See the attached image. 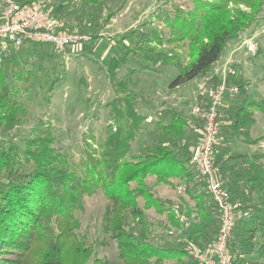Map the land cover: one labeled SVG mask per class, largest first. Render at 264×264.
Masks as SVG:
<instances>
[{"label": "trees", "instance_id": "trees-1", "mask_svg": "<svg viewBox=\"0 0 264 264\" xmlns=\"http://www.w3.org/2000/svg\"><path fill=\"white\" fill-rule=\"evenodd\" d=\"M81 1L94 6L102 0ZM263 3L264 0H192L188 9L174 5L172 10L159 11L156 17L169 30L166 41L176 45L186 43L188 47V60L169 86L205 76L219 61L226 45L256 20ZM135 32L137 29L130 33ZM149 35L138 32L137 42L122 45L143 51L141 59L146 65L155 60L156 47L149 42L163 41L156 30ZM125 38L126 34L120 35L117 42L122 43ZM45 46L51 48L47 50ZM23 47L27 48L26 53L22 52ZM23 47L0 49V264H65L67 250L75 251L74 264H110L107 259L92 255L91 248L80 242L76 233L80 228L76 212L83 208L84 195L97 186L109 201L102 216V231L116 241V256L121 264H165L167 259L198 264L184 243L173 247L150 241L152 222L148 211L153 209L165 215L180 230L181 237L194 241L201 251L215 239L219 213L191 162L204 126L202 115L193 113L189 120L174 111L168 118H156L152 142L145 144L143 150H134V144L146 135L147 115L137 111L135 95L127 90V82L115 81L116 71L125 64L128 55L123 56L124 51L113 55L108 63V76L116 94L107 103L112 124L107 125L104 137L94 142L99 146L97 154L88 153L83 160L84 171H78L71 157L55 148L50 129L35 127L22 136L15 131L26 115L24 96L32 88L31 82L37 77L38 90L49 100L61 81L59 76L50 83L43 80V63L52 60V46L35 42ZM30 51L33 57H29ZM174 59L166 54L161 64ZM58 63L61 65L63 61ZM230 75L226 78L227 87L235 85L234 96H242L248 81ZM210 80L209 87H216L220 74H213ZM205 95L206 90L197 95L203 108ZM255 110L264 113V99L231 109L228 127L232 135L251 143L259 140L249 136L256 122ZM218 119L222 134L220 112ZM227 150L228 157L216 158L213 154L216 166L224 164L227 158L238 157ZM241 156L244 168L239 175L240 186L252 184L261 194L254 204L242 203L237 189L230 190L228 183L222 182L229 196L240 202L229 245L233 264H242L251 253L249 248H254L256 234L264 238V169L259 163L264 155ZM158 185L182 187L178 190L179 209L170 204V199L162 200L157 193ZM180 215L185 219L180 220ZM260 244L264 252V243Z\"/></svg>", "mask_w": 264, "mask_h": 264}, {"label": "rangeland", "instance_id": "rangeland-1", "mask_svg": "<svg viewBox=\"0 0 264 264\" xmlns=\"http://www.w3.org/2000/svg\"><path fill=\"white\" fill-rule=\"evenodd\" d=\"M9 1L11 0H0V10ZM40 1L45 10L54 17L57 16L55 18L61 22L63 29L86 35L90 39L67 45L64 51L52 49V60L43 63V80L50 83L51 79L59 76L61 81L49 100L38 90V78L31 82L32 88L24 96L26 115L15 131L22 136L35 127L50 129L55 139V148L71 157L78 171H84L83 160L87 158L88 153L97 154L99 146L94 142L103 138L107 125L112 124L113 119L109 115L111 107L107 103L116 92L108 76V63L111 56L121 55L123 51V56L128 55L127 60L117 69L115 81L127 82V90L135 95L137 111L147 115L146 135L134 144V150H143L145 144L152 142L156 118H168L174 111H178L191 120L193 108L200 105L198 93L207 91L212 82V75L220 74L223 68L234 71L230 75L234 76L236 70L232 64H240L238 70L249 79L251 90L255 93L254 100L264 99V3L256 20L226 45L221 60L214 63L205 76H198L179 86L170 87L169 83L178 74L181 65L188 60V47L186 43L176 45L167 42L169 30L156 16L161 10H172L174 5L188 9L192 6V0H102L99 5L94 6H86L81 0ZM240 7L246 9L242 5ZM135 29L148 37L151 30L162 34V43L152 40L149 42L156 47L153 54L155 60L149 65L141 59L143 51H134L132 45L128 49L122 47L129 41L133 44L137 42L138 32L133 35L130 33ZM125 34L128 38L122 43L117 42V37ZM45 47L47 50L51 48ZM26 51L27 48L23 47L22 52ZM29 54V57L34 56L31 51ZM166 54L175 59L161 64ZM60 60L63 61L61 65L58 63ZM262 117L264 115L258 117L260 120L253 127V135L262 132ZM262 163L264 166V161ZM179 189L182 187L161 185L157 193L162 200L170 199V204L179 209ZM257 201L258 198L255 202L247 204ZM82 203L83 208L76 212L80 219V228L76 231L78 240L88 244L92 255L94 253L96 257L105 258L110 264H121L116 256V241L109 233L102 231V216L109 205L102 188L97 186L92 193L84 195ZM148 213L152 222L150 241L154 244L174 247L178 243H184L188 249L191 247L190 243L195 244L194 241L181 237L180 230L176 229L165 215H160L153 209ZM181 219L184 220L185 216L180 215ZM260 243H264V238L261 234H256L254 248H249L251 253L245 256L242 264H264V252H261L263 248ZM255 249L261 250L254 252ZM65 257V264H74L76 253L67 250ZM165 264L182 263L167 259Z\"/></svg>", "mask_w": 264, "mask_h": 264}, {"label": "built area", "instance_id": "built-area-1", "mask_svg": "<svg viewBox=\"0 0 264 264\" xmlns=\"http://www.w3.org/2000/svg\"><path fill=\"white\" fill-rule=\"evenodd\" d=\"M90 38L62 28L61 22L44 9L40 0L20 2L11 0L0 10V49L23 47L28 43L41 42L55 50L64 51L67 45ZM232 70L223 68L220 82L206 91L204 108L196 105L194 114H201L204 126L198 145L191 155L198 175L205 185L206 192L219 213V225L215 239L205 251L190 243V252L198 264H233L229 245L233 239V228L237 219L240 202L231 196L219 176V167L214 164L213 152L220 143L221 124L218 114L225 95L235 93V86L227 87V75Z\"/></svg>", "mask_w": 264, "mask_h": 264}, {"label": "crops", "instance_id": "crops-1", "mask_svg": "<svg viewBox=\"0 0 264 264\" xmlns=\"http://www.w3.org/2000/svg\"><path fill=\"white\" fill-rule=\"evenodd\" d=\"M235 51H232L234 53ZM233 55V54H232ZM222 58V57H221ZM219 59V61L221 60ZM228 59V58H227ZM226 59V60H227ZM225 60V61H226ZM233 67L236 70L237 77H243L245 80L248 81V86L245 89V93L242 96H234L233 94H226L223 100L222 107L220 109V116L222 120L223 127V133L221 134L220 142L217 146H215L213 154L217 157L224 156L228 157L230 153L227 149L230 150L232 153L238 154L237 158H227V161L224 162L219 167V176L222 182L228 183V189H237L236 192H239L242 197V203H249V202H255L257 200L258 195L261 194V190H258L254 187H252V184H248L245 186H240L239 184V175L241 174V171H243V162L241 161L244 154L248 155V158H250V155L264 152V117L261 119L263 120L260 124V128H262V132H259L258 134L253 135V127L259 122V118L264 115V113L259 112L258 110H255L254 116L256 117L255 124L252 125L250 128L249 136L251 138H258L259 140L256 143L246 142V139H243L241 136H235L231 134V131L229 130V113L231 109L235 105H242L248 101L254 100V94L250 87L249 79L241 75L239 72V63L238 64H232ZM245 101V102H244ZM259 117V118H258ZM243 146H247L243 147ZM227 152V153H225ZM264 156H262L259 159V163L262 165V168L264 169L263 162ZM237 174V177H235L234 174ZM202 181V180H201ZM203 182V181H202ZM204 186V183H203ZM161 188V185H158L157 192H159V189ZM205 188V187H204ZM240 188V189H239ZM161 197V196H160ZM208 199L210 200V197L208 195ZM217 210V209H216Z\"/></svg>", "mask_w": 264, "mask_h": 264}, {"label": "bare ground", "instance_id": "bare-ground-1", "mask_svg": "<svg viewBox=\"0 0 264 264\" xmlns=\"http://www.w3.org/2000/svg\"><path fill=\"white\" fill-rule=\"evenodd\" d=\"M231 86H233V85H231Z\"/></svg>", "mask_w": 264, "mask_h": 264}]
</instances>
